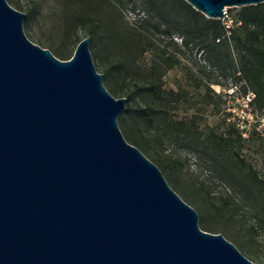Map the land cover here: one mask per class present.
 <instances>
[{
  "label": "water",
  "instance_id": "95a60500",
  "mask_svg": "<svg viewBox=\"0 0 264 264\" xmlns=\"http://www.w3.org/2000/svg\"><path fill=\"white\" fill-rule=\"evenodd\" d=\"M209 18L264 0H186ZM0 0V264H264L198 211L129 142L126 97L104 84L91 35L62 59Z\"/></svg>",
  "mask_w": 264,
  "mask_h": 264
},
{
  "label": "trees",
  "instance_id": "16d2710c",
  "mask_svg": "<svg viewBox=\"0 0 264 264\" xmlns=\"http://www.w3.org/2000/svg\"><path fill=\"white\" fill-rule=\"evenodd\" d=\"M8 1L24 8L20 0ZM56 1L61 12L50 25L51 41L45 47L68 59L83 38L77 35L79 31L84 37L91 35L93 46L103 41L107 53L101 57L106 59L102 71L116 86L109 85V91L118 93L119 88L126 96V109L118 117L126 139L177 180L194 156L199 172L188 185L215 210L209 216L231 227L235 217L250 213L258 225L252 224L251 230L264 231V173L242 151L245 142H257L264 151V128L258 130L255 124L248 131L229 122L221 130L210 126L205 114L211 106L221 110L218 99L223 93L214 84L228 89L236 86L241 96L252 91L253 113H264V2L241 6L228 26L186 0ZM42 4L43 0L27 2L24 27L30 28L39 18ZM125 9L138 10L139 16L123 20ZM175 35L180 42L173 39ZM149 50L156 57L143 67L139 57ZM110 54H115V61ZM185 55L190 56L192 67L182 65ZM178 65L197 93L190 94L186 85L164 86V76ZM181 105L182 116L177 111ZM231 114L225 111L224 120ZM253 259L264 262V257Z\"/></svg>",
  "mask_w": 264,
  "mask_h": 264
},
{
  "label": "rangeland",
  "instance_id": "374dc122",
  "mask_svg": "<svg viewBox=\"0 0 264 264\" xmlns=\"http://www.w3.org/2000/svg\"><path fill=\"white\" fill-rule=\"evenodd\" d=\"M20 1L23 4L24 8L23 9L17 8V9L26 12L25 8L27 2L32 0H20ZM240 7L241 6H231L226 8L227 15L222 19L228 26L232 25L233 18L235 17V15H237V12L239 11ZM60 12H61V7L56 0H43L39 18L32 21L30 28L27 29V27H25V31L28 35H30V39L33 40L35 43L45 47L46 43L51 41L50 40L51 32L49 31L50 25L54 20H56V17L60 14ZM140 15L141 16L145 15L142 10L140 11ZM138 16H139L138 10L134 12L131 9H125L123 12L122 19L127 21H134V19H136ZM77 35L84 37L82 31H79ZM38 39H40V41ZM173 39L178 42L181 41V38L178 35L173 36ZM55 43H57V41H55ZM74 47L75 46H73V49ZM90 49L97 70L99 72L104 73L102 69L105 66L106 59L101 57L103 54L107 53V50L103 44V41L99 40L96 46H93L91 43ZM194 53H196L197 56L199 57L200 55L199 52H194ZM109 57L115 61V54H110ZM154 57H156V53L152 50H149L144 54L140 55L138 60L139 64L143 67H146L151 63ZM181 60L183 66L188 65L192 67V61L190 56L185 55L181 58ZM163 81H164V86L166 88L176 89L181 85L183 86L186 85L190 91V94L197 93L195 92L194 86L187 82L184 69L182 68V66L178 65L168 70V72L163 78ZM104 84L109 90H110V86L116 87L114 82L107 81L105 74H104ZM213 87L217 92L221 91L223 95L221 98L218 99L221 107L220 111L216 108H212L211 106L205 112L207 116L208 124L210 126H219L220 129L222 130L228 126L229 122H231L236 124L240 129L246 128L248 131H250V129L253 128L255 124L257 125L258 130H262L264 128V113L255 116L251 106L246 105V102L243 100L242 96L237 91L236 86L230 87L228 89L227 87L214 84ZM116 89L118 93L111 92L115 97L118 98L124 96L121 95L122 93L120 92L121 90L119 88ZM177 111L179 115L181 116L184 115L185 113L184 106L181 105ZM225 111H231L232 113L231 117L229 119H226V121L224 120ZM243 135L247 137L248 133L244 132ZM242 151L243 154L247 156L248 160L253 165L261 169V171L264 173V153H263L264 151L258 147V143L245 142ZM147 156L160 167L159 163H157L152 157H150L149 155ZM191 158L192 159L190 161L189 168L188 167L185 168V170L182 172L178 180L175 178L174 175L168 174L160 167L169 184L186 202H188L198 211L200 216L199 224L203 229L208 230L209 227L211 229H225V231H223L222 233L229 240L234 242L236 246L251 260L255 261V259H253V256L264 257V231L258 228V232L254 233L251 230L252 224H255L256 227L258 226L256 219L253 217L252 214L246 213L242 217L241 216L235 217L230 222L233 225L231 227L209 216V213L215 210L214 209L212 210L207 205H205V202L202 199H200L196 191L193 190L192 187H190V185H188V183H192L195 181V179H193L194 176H196L194 173L199 172V167L195 162L196 159L194 158V156H192ZM203 216L205 217V219H203ZM257 263H261V262H257Z\"/></svg>",
  "mask_w": 264,
  "mask_h": 264
},
{
  "label": "built area",
  "instance_id": "2783aa9c",
  "mask_svg": "<svg viewBox=\"0 0 264 264\" xmlns=\"http://www.w3.org/2000/svg\"><path fill=\"white\" fill-rule=\"evenodd\" d=\"M226 15H227V10H226ZM225 15V16H226ZM254 97V93L252 91H249L245 96H242L243 100L246 102V105L249 106L250 105V101L253 99ZM246 126V125H244ZM243 126V127H244ZM249 128V127H248Z\"/></svg>",
  "mask_w": 264,
  "mask_h": 264
}]
</instances>
